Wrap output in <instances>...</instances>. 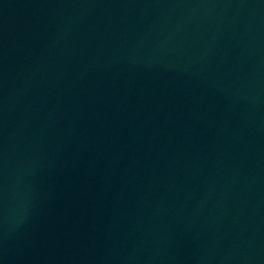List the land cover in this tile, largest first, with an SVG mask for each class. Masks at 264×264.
Here are the masks:
<instances>
[{"label": "water", "instance_id": "water-1", "mask_svg": "<svg viewBox=\"0 0 264 264\" xmlns=\"http://www.w3.org/2000/svg\"><path fill=\"white\" fill-rule=\"evenodd\" d=\"M0 264H264V0H0Z\"/></svg>", "mask_w": 264, "mask_h": 264}]
</instances>
